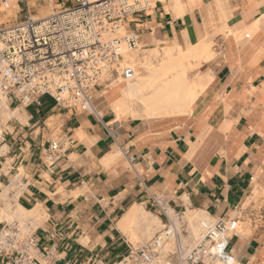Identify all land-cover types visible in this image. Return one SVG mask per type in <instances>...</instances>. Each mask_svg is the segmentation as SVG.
<instances>
[{
  "label": "crops",
  "instance_id": "crops-1",
  "mask_svg": "<svg viewBox=\"0 0 264 264\" xmlns=\"http://www.w3.org/2000/svg\"><path fill=\"white\" fill-rule=\"evenodd\" d=\"M180 1L178 8L175 0H156L127 26L144 48L186 47L211 36L221 55L202 71L211 81L190 113L121 117L114 103L122 87L111 82L97 88L91 112L63 109L48 94L39 104L9 98L0 222L9 207L35 213L38 260L54 246L55 264L118 262L133 244L119 221L143 204L164 223L189 208L220 217L242 206L228 250L234 264H264V0ZM64 3L14 1L0 11V24ZM56 141L62 156L52 161L46 148Z\"/></svg>",
  "mask_w": 264,
  "mask_h": 264
},
{
  "label": "built area",
  "instance_id": "built-area-1",
  "mask_svg": "<svg viewBox=\"0 0 264 264\" xmlns=\"http://www.w3.org/2000/svg\"><path fill=\"white\" fill-rule=\"evenodd\" d=\"M14 1L18 0H0V11L11 8ZM155 1L65 0L64 6L41 18L28 14L18 22L0 24V145L5 139V99L39 104L48 94L63 109L91 112L97 88L120 76L132 77L136 69L124 63V55L140 43L127 22L148 14ZM61 150L62 141L52 142L46 154L55 161ZM151 202L159 205L154 196ZM242 210L241 206L235 216H210L201 222L203 233L194 243H189L188 225L178 228L168 217L153 237L130 245L118 262L80 264H234L228 244ZM35 231L30 217L0 222V262L55 264L54 246L43 250L42 261L33 255Z\"/></svg>",
  "mask_w": 264,
  "mask_h": 264
},
{
  "label": "bare ground",
  "instance_id": "bare-ground-1",
  "mask_svg": "<svg viewBox=\"0 0 264 264\" xmlns=\"http://www.w3.org/2000/svg\"><path fill=\"white\" fill-rule=\"evenodd\" d=\"M179 1L175 0V3L179 4ZM179 5L176 6L181 8L182 6ZM47 14L33 16L41 18ZM0 22L2 21L0 20ZM131 51L133 50H129L124 55V63H129L135 68L136 59L134 57L136 56L131 58V54H129ZM177 52L178 54L174 55L173 46L170 45L165 48L166 57L159 63L153 64L149 59L146 62L142 61L141 65L149 72L147 75H139L136 69L137 74L135 73L132 77L123 78L120 76L117 79H113L114 81H118L119 78H123L124 82H126L125 86L121 88L120 96L114 103L116 114L119 116L135 117L137 116V112L134 105L141 107L146 118L175 117L190 113L194 101L208 87L211 75L209 72H203L197 79L190 80L188 75L189 63L187 60L190 55H193L199 59V62L207 61L213 58L214 53L206 38L199 41L192 48H184L182 45H179ZM4 101L3 108L5 104V108L8 109L6 99ZM142 205L135 204L119 221L121 231L125 234H131L134 239L155 234L160 230L161 226H164V222L158 215L146 210ZM18 209L32 213L31 211H25L19 205ZM2 216L3 214L1 213L0 218ZM183 217L191 235L193 237L200 235L201 237L203 233L201 222L208 219L210 215L204 210L189 208L185 211Z\"/></svg>",
  "mask_w": 264,
  "mask_h": 264
},
{
  "label": "rangeland",
  "instance_id": "rangeland-1",
  "mask_svg": "<svg viewBox=\"0 0 264 264\" xmlns=\"http://www.w3.org/2000/svg\"><path fill=\"white\" fill-rule=\"evenodd\" d=\"M2 19V18H1ZM3 21V20H2ZM206 39L208 40V44L211 45V49H212V52L214 53V56H217L215 59H213L212 61L210 62H207V61H202V62H199V59L193 55H190V57L188 58L187 62L189 63V79L190 80H195L197 79L201 74H202V71L204 69H208L211 71L212 69V63L217 60L219 57H220V49L217 48L216 46H214V41L212 40L211 36L207 35ZM197 44V43H196ZM196 44H188L186 47L184 48H192L193 46H195ZM172 45L173 46V54L174 55H177L178 52H177V47L180 45L178 44L177 42H174L173 44L172 43H169V44H164L163 46H159V47H154V48H144L140 45V47L136 50H133L131 52H129V54H131V58L134 57V59H136L135 61V69H137L139 75L143 76V75H147L149 72L148 70L143 66L141 65L142 64V61L143 62H146L148 59L151 60L153 62V64H157L159 63L163 58L166 57V53H165V48H167L168 46ZM133 59V60H134ZM141 61V62H140ZM138 62V63H137ZM137 74V73H136ZM123 81V82H122ZM125 80L123 78H119L118 81H114L112 80L111 83H112V86H118V87H123L125 86L126 82H124ZM118 82H122V83H118ZM8 105V103H7ZM9 107V106H8ZM134 108L136 109V112H137V116H131V117H134V118H144V119H147L146 116L144 115L143 113V110L141 109V107H139L138 105H134ZM9 108L6 109L5 108V104H4V109L2 111V115H3V118L4 120L6 119L7 116H9ZM188 114V113H187ZM183 115H186V114H183ZM121 117H129V116H126V115H123ZM176 117V116H175ZM11 210V212L9 214H6L5 215V219L6 221H11L13 220L14 218L16 219H22V218H25V217H30V218H33V214L31 213H27V212H24V211H20L19 209H16L15 211H13V208L12 207H9ZM147 210H150V208H146ZM151 211V210H150ZM154 212V211H152ZM155 213V212H154ZM174 213V212H173ZM171 214V218L173 219V221L175 222V225L180 228L182 224H185V219H184V214L185 212L182 211L180 212L178 215L177 214ZM30 214V215H29ZM4 215V213H3ZM176 215V216H174ZM33 216V217H32ZM183 219V220H182ZM187 224V223H186ZM163 226H161L159 229H161ZM158 232V231H157ZM156 232V233H157ZM155 233V234H156ZM155 234H152V235H148V236H145L143 238H138L136 237L135 239L132 238L131 234H126L127 237L129 238V240L134 244H139V243H142L148 239H150L151 237H153ZM200 235L198 237H193L190 233V242L189 243H194L196 242L197 239H199Z\"/></svg>",
  "mask_w": 264,
  "mask_h": 264
}]
</instances>
